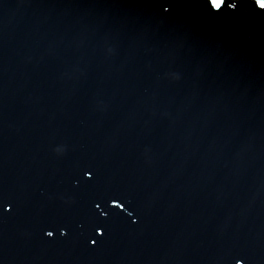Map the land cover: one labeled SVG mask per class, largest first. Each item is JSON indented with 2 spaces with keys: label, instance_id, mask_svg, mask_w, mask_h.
<instances>
[{
  "label": "water",
  "instance_id": "obj_1",
  "mask_svg": "<svg viewBox=\"0 0 264 264\" xmlns=\"http://www.w3.org/2000/svg\"><path fill=\"white\" fill-rule=\"evenodd\" d=\"M6 2L35 14L32 0ZM189 4L201 10L193 27L156 24L178 41L155 61L171 83L160 86L162 110L172 101L179 112L156 149L199 135L195 158L183 146L171 169L181 167L184 191L155 184L176 147L137 162L126 144L85 126L86 115L101 124L113 100L80 109L77 94L61 97L72 107L68 128L0 72V264H239L246 241L262 236L255 256L264 250V9L251 0ZM146 141L138 143L148 149Z\"/></svg>",
  "mask_w": 264,
  "mask_h": 264
}]
</instances>
